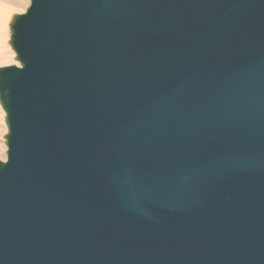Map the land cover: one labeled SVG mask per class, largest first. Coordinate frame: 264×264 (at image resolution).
I'll return each instance as SVG.
<instances>
[{"label": "water", "instance_id": "1", "mask_svg": "<svg viewBox=\"0 0 264 264\" xmlns=\"http://www.w3.org/2000/svg\"><path fill=\"white\" fill-rule=\"evenodd\" d=\"M0 67V264H264V0H29Z\"/></svg>", "mask_w": 264, "mask_h": 264}, {"label": "rangeland", "instance_id": "2", "mask_svg": "<svg viewBox=\"0 0 264 264\" xmlns=\"http://www.w3.org/2000/svg\"><path fill=\"white\" fill-rule=\"evenodd\" d=\"M29 6V0H0V14H6V23L0 18V67L18 65L14 59V52L11 50L9 41V21L15 14H22ZM9 20V21H8ZM7 133L4 122V113L0 107V160H6V146L4 136Z\"/></svg>", "mask_w": 264, "mask_h": 264}, {"label": "bare ground", "instance_id": "3", "mask_svg": "<svg viewBox=\"0 0 264 264\" xmlns=\"http://www.w3.org/2000/svg\"><path fill=\"white\" fill-rule=\"evenodd\" d=\"M0 18H1V20H2V22H3V24H4V22L6 23V20H7V15L6 14H0ZM11 19H12V17L10 18V21H11ZM9 21V20H8ZM10 21H9V23H10ZM8 23V22H7ZM6 23V25H8Z\"/></svg>", "mask_w": 264, "mask_h": 264}]
</instances>
